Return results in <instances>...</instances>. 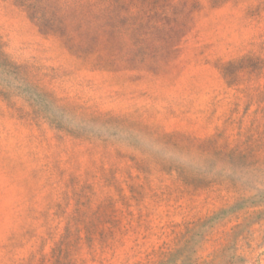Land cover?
Segmentation results:
<instances>
[{"label":"rangeland","instance_id":"1","mask_svg":"<svg viewBox=\"0 0 264 264\" xmlns=\"http://www.w3.org/2000/svg\"><path fill=\"white\" fill-rule=\"evenodd\" d=\"M0 264H264V0H0Z\"/></svg>","mask_w":264,"mask_h":264}]
</instances>
